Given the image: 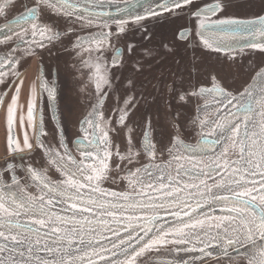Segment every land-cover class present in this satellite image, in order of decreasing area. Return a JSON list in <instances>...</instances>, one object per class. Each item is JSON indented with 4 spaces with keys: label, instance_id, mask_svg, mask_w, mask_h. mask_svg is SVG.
Listing matches in <instances>:
<instances>
[{
    "label": "snow or ice",
    "instance_id": "obj_1",
    "mask_svg": "<svg viewBox=\"0 0 264 264\" xmlns=\"http://www.w3.org/2000/svg\"><path fill=\"white\" fill-rule=\"evenodd\" d=\"M78 5L79 0H37L35 6L27 7L19 14L15 28L7 23L3 26L7 33L0 35V44L7 47L12 37L16 36V46L19 47L26 43L25 36L30 35L36 47L44 48L58 40L63 33L55 25L49 26L42 21L36 23L42 10L82 21L84 16L75 11ZM228 6V0L203 6L198 5L196 0H162L158 5L161 11L170 14L189 9L196 20L197 35L207 48H213L214 38L219 35H234L236 32L246 31L242 27L245 22L240 20L209 19L218 12L225 11ZM2 10L0 7V11ZM145 11L152 17L159 15L152 8ZM96 19L95 15H90L88 23ZM134 19L139 23L145 17L137 15ZM261 20L264 21V18ZM20 21L31 24V33L24 31L23 35L18 34L17 29L24 28ZM117 23L116 35L124 33L126 22ZM190 34L187 28L179 30L181 40L187 39ZM260 34L264 35V27ZM112 35L109 30L100 31L96 35L77 36L73 46L79 49L87 42L90 46L85 50L89 53L95 51L99 56L102 55L105 43L111 46ZM250 47L264 51V43L252 44ZM132 50L130 46L129 51ZM215 50L223 49L216 47ZM15 53L16 48H10L6 55L0 56V84L19 76L17 66L20 59ZM121 55L117 54L113 58V66L120 63ZM189 77L190 74L182 70L181 60L175 65L174 72L162 78L159 84V92L170 97L168 106L174 117L175 132L169 133L171 146L167 147L169 160L165 163H154L157 159V148L149 118L143 132V149L149 157V163L134 169L128 165L134 164V157L140 153L132 151L133 137L126 121L129 113L136 107V97L127 93L136 88L137 81L127 80L126 97L122 106L114 109V121L111 117L104 116L102 104L107 93L103 92L97 82L96 89L100 93V99L81 121L84 135L76 141L82 159L75 158L62 127L59 130L61 139L58 147H52L43 139L47 132L43 111L37 109L38 98L34 85L27 106V127L31 128L37 138L35 147L42 150L49 164L55 166L64 178L54 182L42 170L28 164L25 170L40 187L39 196L22 191L5 193L0 189V264H142L145 257H149L146 264H152L151 255L159 252L165 245L196 243L201 246L200 251L203 254L210 256L211 253L206 250L212 242L219 244L224 255L230 258L227 251L229 248L243 246L245 241H250L257 235L264 238V70L256 72V78L261 84L258 93L254 86H249L233 95L220 86L215 77L211 88L192 85ZM101 79L105 85H111L107 77ZM22 84L23 80L15 84V92L6 107L7 147L12 155L5 161L4 171L11 174L14 182L17 180L14 161H23L26 154L34 150L27 129L21 143L13 128L17 122ZM40 91L48 92L49 98L55 99L54 89L43 75L40 77ZM155 91L157 89L153 88L152 92L146 91L145 94L151 95ZM6 95L7 92L0 94V106L3 105ZM209 96L213 97V103L198 105L195 109L197 113L222 104L223 100L235 112H229L228 116L218 113L212 119H201L197 115L193 123L198 122L201 129L199 140L195 146L187 144L181 139V125L176 122L180 117V109L191 106L194 98ZM254 116L259 119L252 120ZM20 121L24 123L25 117L21 116ZM113 124L128 130V148L124 153L120 152L118 146L112 145L110 132L115 131ZM210 127L212 132L203 131ZM214 133H219V136L216 137ZM217 144H221V150L218 154L213 151V159L205 168L191 169L192 179L199 180V184L192 185V189H203L200 199L211 197L214 203L225 206L227 214L221 217L194 218L190 212L195 209L186 210L189 209L188 201L181 200L183 189L174 186L181 184L190 171L184 166L185 163L194 164L197 154L212 151ZM181 150L188 155H182ZM230 152L235 158H229ZM113 157L118 160L115 164L116 170H122V164L127 170L129 191L108 192L100 186L104 180L110 178ZM172 165H178L175 177L170 172ZM150 169L161 171L164 175L153 177ZM205 177L214 183L207 184L203 179ZM221 191L228 194H215ZM57 204L63 205L61 212L67 214L54 211ZM173 207L175 211H172ZM196 207H200L199 202ZM161 213H170L177 217L183 214L189 219L188 222L181 221L179 227L166 230L163 226L157 227ZM153 229L156 231L149 237L148 234ZM245 259H248L249 264H264V247L255 256Z\"/></svg>",
    "mask_w": 264,
    "mask_h": 264
},
{
    "label": "water",
    "instance_id": "obj_2",
    "mask_svg": "<svg viewBox=\"0 0 264 264\" xmlns=\"http://www.w3.org/2000/svg\"><path fill=\"white\" fill-rule=\"evenodd\" d=\"M162 0H79L76 13L84 16V20L75 18H66L58 16L55 13L41 12V21L49 26H57L63 35L53 43L47 44L44 48H38L32 43L30 35L25 36L26 43L16 46V36L12 37L6 47L0 44V56L6 55L10 48H16V55L20 59L17 66L18 73L22 72L31 58L36 54H41V71L51 88L54 89L55 99H50L48 92L41 93L39 110L43 111L44 127L47 135L43 137L46 143L52 147H58V141L61 139L59 130L63 129L69 148L77 159H82L77 150L76 141L84 135L81 129V121L84 120L92 110L96 101L100 99V93L97 92L96 84L100 83L103 92L107 96L103 100L102 111L106 118L111 117L115 120L114 109L122 106L126 97L125 89L128 87L127 80L137 81V86L127 95L136 97V107L129 113L126 121L128 128L131 129L133 137V153L139 152L140 155L134 157V164L128 167L135 168L149 163V157L143 149V132L145 131L147 120L152 121V136L157 148V159L154 163H165L169 160L167 147H170L169 133L175 132L173 127V113L168 106L167 98L161 100L157 97L159 92L160 80L167 74L156 73V68L164 64L175 65L182 60V70L190 74V83L196 86L211 88L213 77L220 86L233 95L242 92L249 86H254L258 93L261 87L256 78V72L264 70V51L251 48L252 44L264 43V35L260 30L264 27V0H228L230 6L223 12H218L216 16L209 19H236L245 22L242 27L246 31L236 32L234 35H219L215 37L213 48H207L203 45L200 37L197 35L196 20L191 16L189 9L185 8L182 12L167 13L159 9L158 5ZM216 2L224 3V0H196L200 6ZM37 0H0V35L7 33L3 26L7 23L10 27H16V20L19 14L27 7L35 6ZM152 8L159 13L152 17L147 15L146 9ZM95 15L97 17L92 23H88V17ZM144 16L145 19L139 23L135 22V16ZM119 21L126 22V31L116 35ZM23 30L17 29L18 34L23 35L24 31L31 33V24H24ZM107 25V27H105ZM71 28V31L69 29ZM187 28L190 35L187 39L181 40L179 30ZM111 31V46L105 43L102 49V55H97L95 51L87 52L90 45L86 42L82 48H74L77 36L96 35L100 31ZM37 39H40L37 37ZM103 39V38H101ZM212 42V41H210ZM93 48L95 45H91ZM132 51H129V47ZM216 47H221L222 51H216ZM119 50V53L117 52ZM33 52V55L27 53ZM79 52V55H77ZM117 54L121 55L120 63L113 66V58ZM101 77H107L111 85H105ZM15 78L8 82L0 84V94L8 91ZM153 94L149 98L147 92ZM41 92V91H40ZM223 100V97H220ZM205 102L212 104L213 97L194 98V102L187 108L180 109V117L176 122L180 126L181 139L193 146L199 140L201 129L197 123L196 116L201 119H212L219 114L228 116L229 112H235V109L228 105L226 100L222 104L207 108L201 113L196 112L198 105ZM231 119V117H229ZM259 117H252L257 120ZM115 131L110 132L112 145L118 146L121 153L128 148V130L112 125ZM251 129V124H250ZM91 130V126H89ZM204 132H212V128L203 129ZM216 137L219 133H214ZM37 139V138H36ZM223 143V142H221ZM36 145V142H35ZM162 150V154H161ZM221 144H217L214 150L204 154H197L195 163H185L184 166L190 169L187 176L183 178L181 184L174 187L183 189L181 200H187L189 209H195L190 212L194 218L204 219L206 216L221 217L226 215L225 206L214 203L211 197L200 199V193L203 189L193 190L192 185L199 184V180L192 179L193 168L203 169L213 159V151L219 153ZM181 154L187 156V153ZM11 158V157H10ZM10 158L6 159L9 160ZM229 158H235L230 152ZM5 160V161H6ZM5 161H0V189L5 193L24 192L33 196L41 194L40 187L32 180L27 173L26 166L31 164L34 168L40 169L52 181L62 180L64 177L55 166L48 162L47 156L42 150L34 146V150L26 154L23 161L16 159V177L14 182L11 174L4 171ZM118 162L113 157L110 178L101 183V187L108 191H129L127 181V170L124 164L122 170H116L115 164ZM87 163V162H86ZM126 163V162H125ZM178 165H172L170 172L176 176ZM153 177H162L163 172L156 169H150ZM206 180L211 185L213 180ZM258 179V178H257ZM154 183V181H150ZM166 183V182H165ZM17 184L19 187H17ZM147 190V188L145 189ZM218 196L227 195L226 192L215 193ZM197 202L200 207L197 208ZM63 205L57 204L54 211L60 214ZM173 207L172 211H175ZM188 217H177L170 213H161L157 221V227L163 226L164 229H174L181 226V221L188 222ZM150 232L149 237L153 235ZM123 235V234H122ZM143 235V233H141ZM145 239H148L146 237ZM200 245L196 243L168 244L161 248L159 252L151 255L152 264H249L245 257H253L257 251L264 247V238L259 235L250 241H245L243 246L237 245L235 249L229 248L230 255L225 256L224 251L219 244L212 242L206 250L211 255H205L200 251ZM149 257L142 259V264H146Z\"/></svg>",
    "mask_w": 264,
    "mask_h": 264
},
{
    "label": "flooded vegetation",
    "instance_id": "obj_3",
    "mask_svg": "<svg viewBox=\"0 0 264 264\" xmlns=\"http://www.w3.org/2000/svg\"><path fill=\"white\" fill-rule=\"evenodd\" d=\"M41 54L34 55L31 60L28 62L25 69L20 72L18 78H15L12 82L10 88L7 91V95L4 97V103L0 106V129H3V145L0 144V161H5L11 157V153L7 147V138H8V129L6 122V107L10 102L12 95L15 92V84H18L20 80H23V84L20 87V95L18 100L17 108V122L13 125L16 136L20 139L21 143L23 142L24 132L27 129L30 140L35 146L36 136L33 135L31 128L27 127L26 113L27 106L31 99V90L35 85L37 92V109L39 110L40 106V71H41ZM25 117L24 123H21L20 117ZM3 127V128H2Z\"/></svg>",
    "mask_w": 264,
    "mask_h": 264
},
{
    "label": "rangeland",
    "instance_id": "obj_4",
    "mask_svg": "<svg viewBox=\"0 0 264 264\" xmlns=\"http://www.w3.org/2000/svg\"><path fill=\"white\" fill-rule=\"evenodd\" d=\"M174 68H175V63L173 61L172 64H168V65L167 64H164L162 66H158L156 68V73H160V74L163 73V74H167V76H168L170 73L174 72ZM145 97L149 98L150 95H147L146 94ZM157 97H159L161 100H165L167 98V103H168V101L170 99V97H168L166 94H158ZM179 123H181V122H179ZM3 136H4L3 129H0V144H1V146L3 145V140H2L3 139Z\"/></svg>",
    "mask_w": 264,
    "mask_h": 264
}]
</instances>
